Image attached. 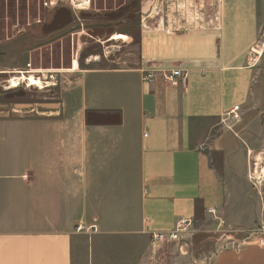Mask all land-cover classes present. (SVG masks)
<instances>
[{"label":"crops","instance_id":"crops-1","mask_svg":"<svg viewBox=\"0 0 264 264\" xmlns=\"http://www.w3.org/2000/svg\"><path fill=\"white\" fill-rule=\"evenodd\" d=\"M127 1L49 6L57 29L0 38V264H264V0H200L189 23L176 4L194 0ZM67 33L68 68L32 64ZM172 68L186 84L142 78ZM31 73L40 91L11 87Z\"/></svg>","mask_w":264,"mask_h":264},{"label":"rangeland","instance_id":"rangeland-1","mask_svg":"<svg viewBox=\"0 0 264 264\" xmlns=\"http://www.w3.org/2000/svg\"><path fill=\"white\" fill-rule=\"evenodd\" d=\"M143 1H144L145 9H150L153 7V0H143ZM44 2L45 0H0V38L16 35L19 29H25L26 33H29L32 36L34 35L36 37H43L45 36V34H47L49 30L57 29L58 26H56V24H52L53 23L51 22L52 18H49L50 17L49 15H52L50 11L53 10H51L49 7H46ZM196 2L199 4V8L204 9L203 3L200 2V0L199 1L194 0L192 4H190L191 2H188L184 6H178L176 4L177 10L181 9V12L184 13L183 14L184 17H182L183 21L189 23L191 21L194 22L195 20L197 21L201 20L197 18L198 16L195 13L196 5H198ZM124 3L125 0H93V4L90 11L93 8H97V7L98 9L117 8L118 10L113 12V13H117L119 12V7H121V5H123ZM126 3L127 4H125L124 9L127 7V5H132L133 1L128 0ZM204 4L206 7L205 2ZM58 5H65L67 7L65 8L67 12L73 15L74 12L71 10L72 7L68 0H63ZM210 5H211L210 8L212 9L213 4ZM66 17H68V14H66ZM80 18L79 20H81ZM48 23L50 24L47 25ZM42 25H44L43 29L41 28ZM57 38L54 39L56 41L55 42L53 41L52 45H50L49 43H45L43 47L34 54L32 61L33 65L43 66L45 68H62V67L68 68V66H70L71 54H72L71 35L70 33H67L64 37L59 38V40ZM89 42L90 43L87 44L89 46L86 45V47H92L90 51L102 52L101 44L96 42L92 43L90 40ZM121 43H122L121 41L113 42V45L110 48L112 54L115 55L120 54L123 51L127 53L128 51L127 48L120 45ZM107 45L110 46L111 44L108 43ZM128 49L133 55L136 54V47L135 48L130 47ZM117 63L120 64L121 61ZM94 65L95 64L93 63L90 64V66H94ZM123 66L124 65L121 64L118 65V67H123ZM30 90L37 91L39 90V88L31 87ZM92 245H93L92 243H90L89 245L91 254H92Z\"/></svg>","mask_w":264,"mask_h":264},{"label":"built area","instance_id":"built-area-1","mask_svg":"<svg viewBox=\"0 0 264 264\" xmlns=\"http://www.w3.org/2000/svg\"><path fill=\"white\" fill-rule=\"evenodd\" d=\"M63 0H45L44 4L46 7L57 6ZM72 9L74 11H89L92 7L93 0H68ZM93 35L96 37L97 33L93 31ZM99 36V35H98ZM264 49V30L261 34V37L258 43L253 47L252 52L256 55H260ZM30 65V64H29ZM159 75H161L164 80L172 85H179L180 83L186 84L188 78V71L182 68H172L164 71L158 70H150V69H142V78L144 81L154 84L158 79ZM240 106L235 105L233 109L227 113V117H231L232 119L239 120L241 118L240 114ZM227 119V118H226ZM255 181L258 178L254 179ZM210 213H214L213 209L208 210ZM193 219H180L177 222V225L174 230L171 231H152L150 232L151 241L153 245H158L162 242H173L179 241L182 239L183 234L187 233L190 228L193 226ZM83 227L79 225L77 230H81ZM95 229V227H94ZM254 232H259L264 235V223L260 224ZM260 244L264 245V236L260 239Z\"/></svg>","mask_w":264,"mask_h":264},{"label":"bare ground","instance_id":"bare-ground-1","mask_svg":"<svg viewBox=\"0 0 264 264\" xmlns=\"http://www.w3.org/2000/svg\"><path fill=\"white\" fill-rule=\"evenodd\" d=\"M116 39H120L121 36L120 35H116L115 36ZM28 83L30 86H35L38 88H43L45 86L44 81L41 80L40 77L35 76L34 74H29V75H25L22 74L19 77H14L13 79H11L10 85L12 88H16L19 87L21 85V83Z\"/></svg>","mask_w":264,"mask_h":264},{"label":"flooded vegetation","instance_id":"flooded-vegetation-1","mask_svg":"<svg viewBox=\"0 0 264 264\" xmlns=\"http://www.w3.org/2000/svg\"><path fill=\"white\" fill-rule=\"evenodd\" d=\"M21 91H22V89L20 88V86H19V87H17V90H16V92L20 93Z\"/></svg>","mask_w":264,"mask_h":264},{"label":"water","instance_id":"water-1","mask_svg":"<svg viewBox=\"0 0 264 264\" xmlns=\"http://www.w3.org/2000/svg\"><path fill=\"white\" fill-rule=\"evenodd\" d=\"M103 31H104V29L102 28V29H101V32H103Z\"/></svg>","mask_w":264,"mask_h":264}]
</instances>
